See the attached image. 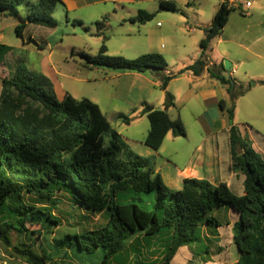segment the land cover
I'll return each instance as SVG.
<instances>
[{"label": "trees", "instance_id": "16d2710c", "mask_svg": "<svg viewBox=\"0 0 264 264\" xmlns=\"http://www.w3.org/2000/svg\"><path fill=\"white\" fill-rule=\"evenodd\" d=\"M62 4V0H0V15L19 16L18 7L27 6L26 18H20L21 23L15 28L16 35L23 39L28 25L56 28L53 15ZM188 6H194V2ZM176 10L175 2H160V11ZM232 11L228 3L220 6L212 25L205 29L206 39L200 44L203 52L223 31ZM155 17L156 14L139 11L129 22L142 26ZM107 22L105 17L94 25L102 33ZM11 51V47L0 44V65ZM107 53L103 43L97 55L81 56L93 68L138 74L154 69L155 74L161 75L163 91L173 79L165 75L168 65L160 54L129 60ZM204 70L205 63L200 60L181 74L190 71L200 76ZM218 79L229 86L231 94V107L227 108L224 102L220 107L227 110L231 122L233 170L245 176L242 196L233 194L226 184L213 185L196 179H187L181 190H173L156 172L155 160L133 152L97 104L70 94L60 101L49 78L25 68H19L12 79H3L0 242L28 264H57L35 251L33 236L40 233L30 231L25 224H40L46 230L59 226L60 219L46 205L54 202L58 193H64L76 206L105 214L107 221L93 231L67 235L55 241V247L76 248L87 254L103 249L100 264H173L180 248L199 240L197 233L203 227L221 226L212 214L224 207L238 215L233 238L239 252L237 264H264V159L233 123L235 102L240 95L231 93V81L220 76ZM29 101L41 104L45 113L32 109ZM173 105V97L167 94L166 108ZM141 115L150 124L144 144L153 150L160 149L170 132L176 137L186 136L183 123L172 121L167 110H154L145 104ZM118 120L129 126L133 118L120 114ZM27 197H39L43 207L29 203ZM151 201L153 210L147 205ZM14 232L23 234L30 244L14 245ZM152 255L156 258L147 260Z\"/></svg>", "mask_w": 264, "mask_h": 264}, {"label": "crops", "instance_id": "0c3cea01", "mask_svg": "<svg viewBox=\"0 0 264 264\" xmlns=\"http://www.w3.org/2000/svg\"><path fill=\"white\" fill-rule=\"evenodd\" d=\"M161 1L176 3L179 13L175 16L183 15L181 7L193 10L187 8L191 0H62L63 4L59 6L65 10L68 17L74 14V17L79 20L88 14H96L99 17H106L109 14L117 16L118 11L127 10L129 15H124V20L129 21L135 18L139 11H146L157 15L154 21L157 18H164L175 26V29L171 30L173 34L169 36L162 28H159L158 33L149 41L127 43L126 47L132 53L131 56H126L127 58L136 59L152 53L162 55L168 65L165 75L173 79L167 90L163 91L161 75L155 73L122 72L114 75L116 78L126 79L124 83L127 90L122 93V101L130 106L140 105L138 118L144 134L141 138L129 131L135 121L126 127L124 134L117 132L129 147L133 148L138 144L145 146L146 149H140L138 155L155 160L156 172L160 173L169 188L181 190L185 180L196 179L205 180L213 185L226 184L233 194L242 196L244 195L245 176L233 170L229 133L231 122L227 110L220 107L221 102H224L227 108L231 107V94L229 86L222 84L218 77L233 79L234 87L231 93L240 95L235 102L233 123L239 127L243 137L250 140L253 149L264 159V136L260 132L264 129V0H246L250 3V7H246L242 2L236 3L234 0H219L210 8L212 16L208 21L201 20V10L196 9L197 5L201 8L202 0H197V4L193 1L196 6L193 15L197 18L194 25L172 19L169 13H165L169 11H160ZM224 3H228L230 7L233 5V11L223 31L210 43L208 50L203 52L200 44L206 39L205 29L212 25L214 16ZM127 5L134 6L135 14H131ZM157 25L160 26L161 22ZM31 26L28 25L26 30ZM182 32L187 33L188 36L184 37ZM170 38H173L174 42ZM169 40H171V45L166 44ZM4 41V37H1L0 44L5 45ZM170 59L174 61L173 66H170ZM200 60L205 63L202 75L195 76L190 71L181 74L183 70ZM225 61L231 64L230 70L225 69ZM4 65L5 60L0 67ZM167 94L173 97L174 102V105L169 108H166ZM94 103H97L102 110L98 102L94 101ZM145 104L154 110H167L172 121L180 120L185 127L186 136L176 137L170 132L159 150L156 151L146 146L144 140L150 130V124L147 117L141 115ZM186 108H191L197 113L194 123L186 124L181 113L175 118L172 117V112ZM110 109L114 112L115 105L112 104ZM223 210L229 216V219H224L223 222L212 214L221 225L219 228L203 227L201 229L209 242L215 241L218 244L217 254H213L210 246L208 248V253L213 255L210 261L214 262L215 258L219 260L226 250L232 251L235 246L234 226L238 215L231 213V210ZM224 242L228 243L225 247ZM193 257L194 254H190L189 263H192L190 261ZM238 260L239 257L235 264ZM0 264L27 263L15 259L4 260L0 255Z\"/></svg>", "mask_w": 264, "mask_h": 264}, {"label": "rangeland", "instance_id": "374dc122", "mask_svg": "<svg viewBox=\"0 0 264 264\" xmlns=\"http://www.w3.org/2000/svg\"><path fill=\"white\" fill-rule=\"evenodd\" d=\"M38 1L31 0L32 3H37ZM193 1L197 4V0H191V2ZM218 1L202 0L201 8L198 5L197 7H187L193 10L181 7L183 11V15L181 16H175L176 12L165 13H169L168 15H171L172 19L179 20L181 23L188 22L189 25H194L197 22V18L193 15L195 7L197 10H201V20L208 21L211 20L212 16L210 15V8ZM127 8L130 9L131 14H135L133 5H127ZM126 11H118L117 16L113 14L106 15L108 22L102 34L94 24L102 21L105 16L99 17L96 14H88L84 15L82 20H79L76 19L77 17H74V14L68 17L65 10L61 6H58L53 15L57 22V27L50 29L32 25L26 30L23 36L24 41L16 35L15 28L16 25L21 23L20 18H26L28 13L27 6L18 7L19 16L16 14L12 16L6 14L0 15V39L4 37V44L12 47V52L5 59V65L0 67V97L4 89V74L5 78L10 80L15 76L19 68H25L28 71L40 73L49 78L52 82L54 93L60 101L64 99L65 94H70L79 100L88 99L93 103L94 101L98 102L112 128L118 132L120 131L122 134H124L128 126L119 123L117 115L124 114L131 116L135 122L132 121L133 125L129 128V131L135 136L142 138L144 133L142 132L143 128L138 118L140 105L130 106L122 101V93L127 90L124 83L126 79L114 77V75L122 72L90 67L81 56V53L92 56L97 55L101 46L105 43L108 56L124 57L133 60L126 57L132 54L127 49L128 47H126L127 43L149 41L152 36L158 33L157 29L159 28H162L168 36L173 34L171 30H174L175 26L164 18H157L155 21L153 20L144 26L134 25L128 20H124V15H129V12ZM75 21H78L80 24H74ZM158 22H161L160 26L157 25ZM182 33H184V37L188 36L187 33ZM106 37L108 40L105 42ZM30 39L31 42H29ZM170 39L174 42L173 38ZM166 44L171 45V40L166 41ZM169 62L170 66H173L174 61L170 59ZM229 81H231L233 86V79ZM110 103L115 105V113L110 109L112 105ZM28 104L32 109L45 113L41 104L31 101ZM179 113H181L186 124L194 123L197 113L193 112L191 108L177 109L176 112H172V117L175 118ZM260 132L264 136V129ZM139 142L141 143V141ZM130 149L138 154L140 149L146 148L138 144L133 148L130 147ZM27 201L31 204H36L38 208L43 207L42 202H40L42 200L39 197H27ZM54 202L51 201L46 206L52 210L55 217L60 219L61 223L59 226L46 230L42 229L40 224H25V227L30 231H39L40 233L38 234L39 236L37 234L33 236L36 240L35 251L45 257L50 263L100 264L104 258L103 249H99L92 254H87L80 252L76 248L58 249L55 247L54 242L63 239L67 235H75L85 230L93 231L97 227L104 225L107 221L105 214L89 212L76 206L71 197L64 193H58L54 198ZM153 204V201L147 202L150 210H153ZM223 209L231 210V213L237 214L227 207ZM223 209L216 210L213 213L222 222L224 219H229L227 212ZM197 237L199 240L196 243L184 247L177 253L173 264H220L221 262L235 264L237 257H239L236 246L232 248V251L226 250L219 260L215 258L214 262L210 261L213 255L208 253V248L210 246L213 254H217L219 252L217 249L218 244L215 241L209 242L201 231L197 233ZM13 242L16 246L30 244L28 238H25L23 234L18 232H14ZM227 244L224 242L223 246L225 247ZM192 253L194 257L190 261L192 263H189V256ZM0 255L4 260L15 259L26 262L12 248L7 247L2 242H0ZM155 258V255H152L148 256L147 260L152 261Z\"/></svg>", "mask_w": 264, "mask_h": 264}, {"label": "water", "instance_id": "95a60500", "mask_svg": "<svg viewBox=\"0 0 264 264\" xmlns=\"http://www.w3.org/2000/svg\"><path fill=\"white\" fill-rule=\"evenodd\" d=\"M174 12L179 13L178 10H176V11H174ZM224 67H225L226 70H230L231 64H230L228 61H225V62H224ZM155 72H156V71L153 69V70H151L150 73L153 74V73H155ZM233 87H234V84H233Z\"/></svg>", "mask_w": 264, "mask_h": 264}, {"label": "built area", "instance_id": "2783aa9c", "mask_svg": "<svg viewBox=\"0 0 264 264\" xmlns=\"http://www.w3.org/2000/svg\"><path fill=\"white\" fill-rule=\"evenodd\" d=\"M234 2H236V3H240V2H242L243 4H245V6L246 7H250V3L248 2V1H246V0H234ZM233 6V5H232ZM231 6V7H232ZM233 8V7H232Z\"/></svg>", "mask_w": 264, "mask_h": 264}]
</instances>
